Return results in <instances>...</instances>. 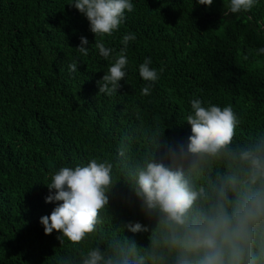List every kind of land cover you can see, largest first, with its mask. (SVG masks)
<instances>
[{"label": "trees", "instance_id": "16d2710c", "mask_svg": "<svg viewBox=\"0 0 264 264\" xmlns=\"http://www.w3.org/2000/svg\"><path fill=\"white\" fill-rule=\"evenodd\" d=\"M70 3L0 0V264L75 260L120 236L146 247L148 233L123 228L146 221L126 203L129 191L119 174L94 233L76 249L61 244L57 231L43 233L39 219L56 206L44 202L45 185L60 167L111 159L121 141L129 162L136 159L151 147L157 127L165 126L168 139H186L190 100L231 105L239 118L236 140L264 130V56L256 54L264 47V0L228 15V0L207 8L195 0H132L117 30L95 38L118 54L124 34L136 37L112 96L97 94L96 85L112 61L98 55L88 22ZM81 36L89 42L86 56L75 50ZM145 58L158 73L147 96L140 94L146 82L138 74ZM74 59L78 71L69 73Z\"/></svg>", "mask_w": 264, "mask_h": 264}, {"label": "clouds", "instance_id": "9594fccd", "mask_svg": "<svg viewBox=\"0 0 264 264\" xmlns=\"http://www.w3.org/2000/svg\"><path fill=\"white\" fill-rule=\"evenodd\" d=\"M212 2L195 0L205 8ZM256 3L228 0L224 15L246 13ZM69 6L88 22L98 55L112 61L96 82L97 94L112 96L126 75L128 43L136 37L124 34L118 54L95 38L117 30L125 12L133 10L132 0H71ZM88 44L79 37L76 52L86 56ZM256 54L264 56V47ZM150 64L145 58L138 66L139 77L146 82L140 89L143 96L150 95L158 79ZM67 69L77 72V60ZM189 104L184 117L189 126L186 139H168L165 126L157 127L149 139L151 147L130 162L121 141L111 159L91 158L83 165L60 167L51 175L44 202L56 206L39 219L44 235L57 231L61 244L81 246L109 204L118 174L129 191L126 203L134 205L146 221H128L123 228L133 235L148 233L146 247L120 236L104 248L89 247L77 259L63 258L57 264H264V130L248 140H236L239 118L231 105L202 106L200 99Z\"/></svg>", "mask_w": 264, "mask_h": 264}]
</instances>
